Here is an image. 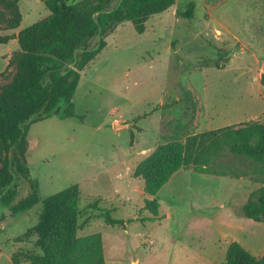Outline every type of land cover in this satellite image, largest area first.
<instances>
[{
	"label": "rangeland",
	"instance_id": "obj_1",
	"mask_svg": "<svg viewBox=\"0 0 264 264\" xmlns=\"http://www.w3.org/2000/svg\"><path fill=\"white\" fill-rule=\"evenodd\" d=\"M188 4L192 16L184 18L179 10ZM48 15L39 0H0V34H16ZM145 26L137 34L125 21L101 38L105 46L78 71L76 117L31 125L26 160L40 198L78 186L77 236L98 235L105 264H224L231 241L261 257L264 223L240 213L255 183L179 170L154 197L158 218L148 221L144 200L150 197L135 169L189 121L184 91L197 102L193 133L264 123V0H175ZM98 41L93 37L84 49ZM17 49L15 40L0 45V91L15 73L6 67ZM80 55L62 71L76 70ZM217 58L222 67L203 65ZM219 164L233 175L252 167L232 157ZM28 193L23 180L12 205ZM40 210V204L21 212L0 206V264H12L13 254L39 252L35 236L17 238Z\"/></svg>",
	"mask_w": 264,
	"mask_h": 264
},
{
	"label": "trees",
	"instance_id": "obj_2",
	"mask_svg": "<svg viewBox=\"0 0 264 264\" xmlns=\"http://www.w3.org/2000/svg\"><path fill=\"white\" fill-rule=\"evenodd\" d=\"M49 15L19 30L16 34H0V45L15 40L18 49L7 61L15 73L0 91V206L21 212L40 204L37 222L28 228L18 241L35 236L34 246L39 252L23 256L12 255V264H105L102 242L98 235L78 237L80 219L79 189L69 186L43 199L38 182L30 177L26 153L27 135L31 125L48 117L67 119L76 117L73 95L79 73L102 50V37L116 24L129 21L137 34L146 30V22L154 15L167 11L175 0H39ZM117 1L110 8L111 4ZM193 4L179 13L191 18ZM20 19L11 29L18 28ZM93 37L99 38L92 50L84 49ZM76 70L62 71L65 63L75 59ZM218 58L205 60V66L222 67ZM259 83L264 90V72ZM182 101L190 110L189 121L179 126L171 140L156 147L141 161L135 176L144 180V210L158 218L160 203L157 193L179 170L246 179L260 185L249 193L241 206L243 217L264 223V123L250 121L228 125L200 133L191 131L192 118L198 110L193 95L184 91ZM226 157L238 158L252 164L241 174H228L219 164ZM29 183L27 197L12 205L20 183ZM224 264H264V253L255 257L238 242L231 241L225 252Z\"/></svg>",
	"mask_w": 264,
	"mask_h": 264
},
{
	"label": "crops",
	"instance_id": "obj_3",
	"mask_svg": "<svg viewBox=\"0 0 264 264\" xmlns=\"http://www.w3.org/2000/svg\"><path fill=\"white\" fill-rule=\"evenodd\" d=\"M241 180H244V179H241ZM246 180V179H245ZM247 181H249V180H247ZM251 182V181H250ZM254 183V182H253ZM256 184V186H255V188L253 189V190H255V189H257V188H259L260 187V185L258 184V183H255ZM252 190V191H253ZM252 191H250V192H252ZM249 192V193H250ZM249 195V194H248ZM248 197V196H247ZM246 200H247V198H246ZM244 204V203H243Z\"/></svg>",
	"mask_w": 264,
	"mask_h": 264
}]
</instances>
